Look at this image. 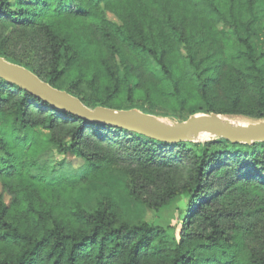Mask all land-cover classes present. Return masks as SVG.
I'll return each instance as SVG.
<instances>
[{"label": "trees", "instance_id": "16d2710c", "mask_svg": "<svg viewBox=\"0 0 264 264\" xmlns=\"http://www.w3.org/2000/svg\"><path fill=\"white\" fill-rule=\"evenodd\" d=\"M0 56L89 108L130 110L140 95L264 119V0H0ZM115 168L148 209L185 198L178 224L129 223L114 195L82 206L77 187ZM247 185L264 192V143L163 142L0 79V264H264V239L245 244L243 208L224 200Z\"/></svg>", "mask_w": 264, "mask_h": 264}, {"label": "water", "instance_id": "95a60500", "mask_svg": "<svg viewBox=\"0 0 264 264\" xmlns=\"http://www.w3.org/2000/svg\"><path fill=\"white\" fill-rule=\"evenodd\" d=\"M0 79L49 103L93 123L118 126L163 142L190 140L197 133H207L231 143H264V119L248 124H235L216 113L198 112L180 123L160 120L136 110H115L96 106L89 108L70 93L52 87L24 66L0 56Z\"/></svg>", "mask_w": 264, "mask_h": 264}, {"label": "rangeland", "instance_id": "374dc122", "mask_svg": "<svg viewBox=\"0 0 264 264\" xmlns=\"http://www.w3.org/2000/svg\"><path fill=\"white\" fill-rule=\"evenodd\" d=\"M76 21L79 23V34L81 35V38L86 39L88 37H92L95 40L99 39L98 34L93 30V26L90 23L84 22L83 20ZM116 43L121 47V50L126 55V58L130 57V53L126 47L123 46L118 40H116ZM86 47L87 46L84 45V48ZM144 78L145 76H143V80ZM131 103L134 105V107H132L130 110H136L140 113L172 123H180L192 115L191 111L188 109V106L180 112L170 111L165 109L163 105L159 103L154 104V102L149 101L147 97L144 98V96L140 95H136L133 98V102L123 101L122 105H128ZM140 105L142 106V109L139 108ZM222 116L240 124H248L259 121V119L245 115ZM213 139L219 138L207 133H197L188 141L205 142ZM62 158L63 157L61 156L56 157L57 160ZM65 159L66 161L70 162L72 168H79L84 163V161L78 157L67 156ZM123 180L124 175L121 173L119 168H115V172L112 173L111 178L106 180L105 183L96 181L87 184L88 182H83L77 187V196L81 202V205L87 210H92L99 199L104 196L114 195L119 200L123 216L129 223L155 221L162 226L178 224L177 217L180 214V208H183L186 203L185 198L180 197L174 200L169 206L164 207L156 212L154 210L148 209L143 204L126 197L122 193ZM224 200L233 204H238L243 208V213L240 216L238 223L240 226V239L245 244H249L255 239H264V192L261 193L259 189L247 185L243 186L242 189L237 191L234 190L232 192L226 193Z\"/></svg>", "mask_w": 264, "mask_h": 264}, {"label": "bare ground", "instance_id": "6f19581e", "mask_svg": "<svg viewBox=\"0 0 264 264\" xmlns=\"http://www.w3.org/2000/svg\"><path fill=\"white\" fill-rule=\"evenodd\" d=\"M231 121V120H230ZM231 122H233V123H235V124H237L236 122H234V121H231ZM242 123V122H241ZM238 124H240V123H238Z\"/></svg>", "mask_w": 264, "mask_h": 264}]
</instances>
